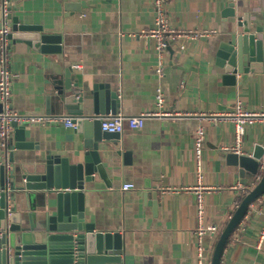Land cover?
I'll use <instances>...</instances> for the list:
<instances>
[{
  "label": "crops",
  "instance_id": "1",
  "mask_svg": "<svg viewBox=\"0 0 264 264\" xmlns=\"http://www.w3.org/2000/svg\"><path fill=\"white\" fill-rule=\"evenodd\" d=\"M3 2H9L11 13L23 22L41 25L44 33L61 39L60 54H42L9 41L14 75L10 104L18 115H56L50 113L53 106H47L46 86L52 73H62L65 61L70 63L72 84L77 81L81 90L108 85L116 91L117 113L123 115L154 108L160 90L164 102L159 115L146 118L140 129L125 126L121 155L113 161L102 158L107 162L108 184L95 174L85 187L84 208L87 220L97 229L120 235L123 264H194L195 197L193 191L183 190L196 183L194 130L201 125L206 136L202 183L215 188L205 195L204 222L221 230L237 199L229 187L254 178L249 172L240 176L238 167L227 165L225 149L250 155L254 145L264 147V116L245 129L238 146L231 120L208 119L212 114L231 113L237 105L264 113V70L237 75L235 85H224L222 71L214 64L216 45L240 33L239 18L245 14L250 31L262 38L264 46V0H170V26L205 35L172 43L161 58L152 40L143 35L153 22V0ZM179 44L185 49L180 50ZM87 96L91 105L92 97ZM31 128L37 134L27 139L38 148L14 151V157L26 158L25 163H34L45 153L70 157L83 152L82 136L73 127L36 123ZM124 183H132L134 189L122 190ZM261 201L258 197L254 204L264 211ZM21 205L15 201L17 210ZM244 218L242 231L234 229L220 264H264V253L254 248L259 217ZM217 239L213 234L204 236L207 258L211 259Z\"/></svg>",
  "mask_w": 264,
  "mask_h": 264
},
{
  "label": "water",
  "instance_id": "2",
  "mask_svg": "<svg viewBox=\"0 0 264 264\" xmlns=\"http://www.w3.org/2000/svg\"><path fill=\"white\" fill-rule=\"evenodd\" d=\"M240 33L221 40L214 51V64L222 71L224 85H235L236 76L264 70L262 38L250 31L248 15L239 18ZM9 41L23 43L42 54H60V36L44 33L41 25L23 22L11 13L10 3H0V30ZM72 70L63 62L62 73L48 77L46 102L56 115L72 117L74 131L82 136V153L70 157L45 153L34 163L14 157L15 150L38 145L27 138L36 135V123H13L10 152L0 150V264H123L122 240L117 232L101 231L87 220L84 208L86 185L94 175L107 184V162L102 158L121 155V134L100 129L101 117L114 115L120 107L116 91L94 85L85 92L72 84ZM98 88L100 91H98ZM102 90V91H101ZM91 95L92 104H88ZM1 111V104H0ZM36 144V143H35ZM111 148V149H110ZM245 153L225 152L227 165L255 175L264 147L257 144ZM129 153H122L124 157ZM264 193V173L241 200L219 233L211 264H220L226 242L243 218L247 206ZM22 204L17 210L15 201Z\"/></svg>",
  "mask_w": 264,
  "mask_h": 264
},
{
  "label": "built area",
  "instance_id": "3",
  "mask_svg": "<svg viewBox=\"0 0 264 264\" xmlns=\"http://www.w3.org/2000/svg\"><path fill=\"white\" fill-rule=\"evenodd\" d=\"M2 5L4 9L6 3L3 2ZM169 7L170 0H153V22L152 25L143 33L145 37H148L152 40L153 48L159 58L162 57L163 52H165L172 43H176L178 41H196L205 35V33L196 30L175 29L171 27ZM6 33L5 27L0 30V150L8 153L10 152L9 143L13 132V123H55L69 127H74V125L72 124V117L70 116H21L12 110L10 104V86L12 77L14 75L10 69V44L9 40L6 38ZM178 47L180 50L185 49L183 44H179ZM74 67L78 68L77 66ZM157 72L161 73L160 67L157 69ZM163 102L164 99L162 93L160 90H158L155 95L154 108L140 113L139 115L127 116L121 113H116L114 115L109 114L107 116L101 117L100 129L105 132L120 134L123 132L125 126H127L129 129H140L143 127L144 120L146 118L159 115V110L163 107ZM260 116H264V113L260 114L256 112H250L237 105L235 110L231 113L212 114L208 119L213 122L218 120H231L234 126L236 145L238 146L245 129L252 125L256 121V118ZM205 139L206 136L204 129L201 125H198L194 130L193 137L196 183L193 187L183 189L186 191H193V195L195 197L194 220L196 222V226L193 230V246L195 254L194 264H211V259L207 258L205 255L206 250L203 246V238L206 234H213L218 237L219 233L221 232V229H218L216 225H207L204 222L206 210L205 195L210 191L215 190V188L209 187L202 183L204 175L202 150L205 144ZM225 151L228 152L229 150L225 149ZM235 152L238 153L239 151L236 150ZM263 173L264 152L259 159L258 170L254 175V178L248 182L237 181L234 185L229 187L230 190L236 191L237 194V199H235L233 203L234 210L238 207L241 200L249 193V191L253 189V187L262 177ZM121 189L131 190L134 189V185L132 183H124L122 184ZM260 198L262 199L261 204H264V193L259 197V199ZM255 214L259 217L260 225L257 231L254 248L258 252L264 253V211L258 209L257 205H255L254 201H252L247 206L243 218H250ZM241 220L235 227L238 233L242 231ZM232 233L230 234L225 247L228 245V241L232 236Z\"/></svg>",
  "mask_w": 264,
  "mask_h": 264
}]
</instances>
